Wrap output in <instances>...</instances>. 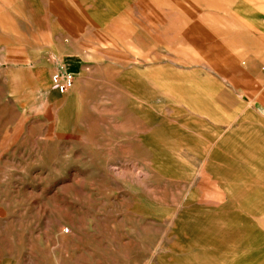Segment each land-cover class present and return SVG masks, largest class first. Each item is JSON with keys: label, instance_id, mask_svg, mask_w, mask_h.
I'll use <instances>...</instances> for the list:
<instances>
[{"label": "rangeland", "instance_id": "rangeland-1", "mask_svg": "<svg viewBox=\"0 0 264 264\" xmlns=\"http://www.w3.org/2000/svg\"><path fill=\"white\" fill-rule=\"evenodd\" d=\"M252 16L264 0H0V264H264Z\"/></svg>", "mask_w": 264, "mask_h": 264}, {"label": "built area", "instance_id": "built-area-1", "mask_svg": "<svg viewBox=\"0 0 264 264\" xmlns=\"http://www.w3.org/2000/svg\"><path fill=\"white\" fill-rule=\"evenodd\" d=\"M51 88L59 93L64 94L73 85V76L63 66H57L50 76Z\"/></svg>", "mask_w": 264, "mask_h": 264}, {"label": "crops", "instance_id": "crops-1", "mask_svg": "<svg viewBox=\"0 0 264 264\" xmlns=\"http://www.w3.org/2000/svg\"><path fill=\"white\" fill-rule=\"evenodd\" d=\"M253 9V8H252ZM253 11H255V13H261V8H257V5L254 7ZM261 17H256V16H252V22H253V26L252 29L253 31L258 30L259 31V27H264V17H263V21H261ZM261 21V22H260Z\"/></svg>", "mask_w": 264, "mask_h": 264}]
</instances>
